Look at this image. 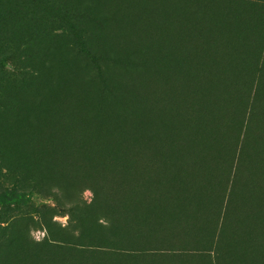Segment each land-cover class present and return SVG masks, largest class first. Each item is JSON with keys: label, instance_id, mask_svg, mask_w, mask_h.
I'll return each mask as SVG.
<instances>
[{"label": "rangeland", "instance_id": "obj_1", "mask_svg": "<svg viewBox=\"0 0 264 264\" xmlns=\"http://www.w3.org/2000/svg\"><path fill=\"white\" fill-rule=\"evenodd\" d=\"M248 119L233 242L219 197ZM218 246L264 264V0H0V264Z\"/></svg>", "mask_w": 264, "mask_h": 264}, {"label": "trees", "instance_id": "obj_2", "mask_svg": "<svg viewBox=\"0 0 264 264\" xmlns=\"http://www.w3.org/2000/svg\"><path fill=\"white\" fill-rule=\"evenodd\" d=\"M249 117V115H248ZM252 124L249 122V119L246 120V123L243 124V127H245V131L241 136V141H239V135L238 138L229 144L230 147V153H231V160L230 164L227 165V171H228V177L224 178L222 192L220 193V199H221V207H222V220L221 225L219 228V231L223 235L225 232L228 233L229 237L230 234L233 233V236H231V240L233 242L237 241V231L238 228H229L226 227L228 220L230 216L237 212V210L234 211V208L237 207L238 203H243L242 201L238 199L239 190L241 188V185L247 182V179L251 182L252 185V179L249 177V175L245 176V160H246V141L247 137H249V131L251 129ZM254 167V165H253ZM175 168V167H174ZM227 178V179H226ZM255 178H258L259 176H256ZM248 183V182H247ZM231 229V230H230ZM221 247L215 248L211 252V256L214 259L215 264H223V255L220 252Z\"/></svg>", "mask_w": 264, "mask_h": 264}]
</instances>
